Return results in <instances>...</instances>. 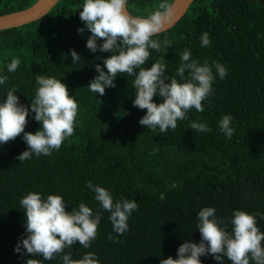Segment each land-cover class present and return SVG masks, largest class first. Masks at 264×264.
Returning <instances> with one entry per match:
<instances>
[{
    "label": "trees",
    "instance_id": "16d2710c",
    "mask_svg": "<svg viewBox=\"0 0 264 264\" xmlns=\"http://www.w3.org/2000/svg\"><path fill=\"white\" fill-rule=\"evenodd\" d=\"M35 1L0 0V14ZM80 2L58 0L42 17L0 30V73L8 76L0 86V97L15 86L14 94L28 106L35 76L46 75L60 78L78 102L73 134L51 155L18 161L15 157L27 147L20 135L0 146V264H24L31 257L13 251L26 234L19 198L28 191L62 195L66 211L83 201L102 212L90 247L83 249L76 242L71 250L73 258L93 251L101 264H159L167 256L175 259L185 239L199 241L196 213L204 206L214 207L225 221L236 208L264 213V2L193 0L178 21L153 37L162 42L166 36L171 45L165 53L163 47L159 52L149 49L145 66L164 55L166 73L175 75L180 52L188 48L192 58L227 68L225 78L217 76L212 92L202 101L204 110L191 108L186 119L165 132L138 123L146 109L132 104L134 77L118 74L115 87H106L97 98L88 90L96 75L94 65L103 67L99 58L109 53L86 48L89 31L77 32L84 27L77 8ZM162 2L170 5L172 0H128V10L147 15ZM203 32L209 34L208 47L200 46ZM70 49L80 54V62L72 63ZM13 57H19L21 64L8 73L5 65ZM225 114L233 117L231 139L218 127ZM26 119L25 131L34 132L38 122L31 115ZM191 121L204 122L211 131L191 129ZM87 181L138 205L129 217L128 231L117 242L108 239L109 213L93 199ZM160 193L165 200L159 199ZM257 225L264 231V219L257 217ZM36 258L42 259V254ZM200 260L219 264L211 255ZM45 264H59V257ZM225 264L231 262L225 258Z\"/></svg>",
    "mask_w": 264,
    "mask_h": 264
},
{
    "label": "clouds",
    "instance_id": "9594fccd",
    "mask_svg": "<svg viewBox=\"0 0 264 264\" xmlns=\"http://www.w3.org/2000/svg\"><path fill=\"white\" fill-rule=\"evenodd\" d=\"M77 8L84 27L77 32L89 31L85 46L91 52H107L100 57V63L94 65L95 73L87 85L90 92L103 96L106 87H115V77L126 74L134 77L135 89L132 104L146 109L138 123L160 132L175 129L178 120L186 119L187 112L195 108L202 112V101L212 92L216 77L224 79L227 68L219 62L211 65L192 58L191 50L184 48L180 52V63L175 75L166 73L164 55L145 66L149 59V49L164 53L171 45L165 36L163 41L154 39L164 31V24L171 14L169 4L160 3L147 15H134L128 10V0H81ZM200 46L208 47L209 34L199 36ZM72 63H78L82 57L74 49L69 50ZM21 61L13 57L5 67L8 73L14 72ZM106 69V71H105ZM213 69L215 71H213ZM8 76L0 73V86ZM15 86L7 88L6 96L0 97V146L20 135L27 147L15 158L26 161L41 155L49 156L59 150L62 142L74 132L78 112V102L69 94L68 87L60 78L46 75L35 76L34 96L28 106L20 103L15 95ZM156 97L159 102L153 100ZM99 101V99H98ZM100 103V101H99ZM38 122L34 131H25L26 117ZM233 117L223 115L218 121L219 130L231 139L234 134ZM189 128L200 132H209L211 128L204 122L191 121ZM22 134V135H21ZM93 192V199L101 209L108 212L107 219L112 226L108 239L117 242L118 237L128 231V220L138 205L134 199L124 196L115 198L110 189L99 184L86 182ZM161 201L166 199L159 194ZM67 202L56 193L28 191L19 198V208L23 210L25 235L14 245L13 251L21 256L31 254L24 264H45L59 257V264H101L97 253L86 251L73 258L72 246L76 242L88 249L97 237V228L103 213L94 211L81 201L66 211ZM257 217L264 219V213H249L236 208L227 221L216 215L212 206H204L196 213L195 229L200 239L195 242L185 239L176 249V258H161L159 264H202L201 256L211 255L219 264H225V258L231 264H264V231L257 225ZM230 226V227H229ZM68 249L69 251H65ZM42 254V259L36 258Z\"/></svg>",
    "mask_w": 264,
    "mask_h": 264
},
{
    "label": "water",
    "instance_id": "95a60500",
    "mask_svg": "<svg viewBox=\"0 0 264 264\" xmlns=\"http://www.w3.org/2000/svg\"><path fill=\"white\" fill-rule=\"evenodd\" d=\"M58 0H36L30 6L0 14V30L11 28L34 21L45 15ZM193 0H172L169 5L171 14L164 24V30L171 27L185 13ZM264 2L263 0H260Z\"/></svg>",
    "mask_w": 264,
    "mask_h": 264
}]
</instances>
